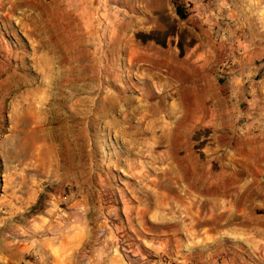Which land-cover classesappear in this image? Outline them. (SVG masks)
Masks as SVG:
<instances>
[{
  "label": "rangeland",
  "instance_id": "1",
  "mask_svg": "<svg viewBox=\"0 0 264 264\" xmlns=\"http://www.w3.org/2000/svg\"><path fill=\"white\" fill-rule=\"evenodd\" d=\"M186 3L62 0L55 23L40 14L44 21L36 28L23 13L24 24L7 25L0 11V264H111V257L175 264L174 237L183 255L264 264V250H213L217 244L192 233L189 221L175 227L183 221L182 214L174 219L175 211L189 191L167 185L157 194L133 174L149 160L147 152L145 158L131 153L134 146L143 149V139L153 143L145 133L155 117L138 122L139 106L149 103L150 112L162 116L167 105L179 103L176 96L167 99L174 91L163 90V78L176 79L165 67L144 65L124 49L115 52L110 38L119 31L139 46L185 58L210 36L196 15H210V0ZM64 31L76 45L87 40V51H63ZM156 72L164 74L159 89L145 77ZM203 133L194 129L188 141ZM168 138L174 145L179 140L166 131L158 144ZM151 176L164 180L155 171Z\"/></svg>",
  "mask_w": 264,
  "mask_h": 264
},
{
  "label": "crops",
  "instance_id": "2",
  "mask_svg": "<svg viewBox=\"0 0 264 264\" xmlns=\"http://www.w3.org/2000/svg\"><path fill=\"white\" fill-rule=\"evenodd\" d=\"M61 2L0 0V11L7 25L24 24L19 16L23 13L30 17L29 27L36 28L44 21L39 20L40 14L47 22L55 23ZM196 15L205 20L210 36L201 42L205 49L199 51L198 43L185 58L178 52L175 56L170 51L162 52L157 46H139L119 31L110 38L115 52L124 49L144 65L159 70L165 67L176 79L174 83L167 76L163 78H167L163 90L174 91L167 99L176 96L179 103L167 105L162 116L151 113L149 103L139 104L143 111L138 122L155 119L149 121L145 133L154 144L143 139L139 154L145 158L147 152L151 159L141 163L145 164L147 177L137 179L145 187L153 185L157 194L167 185L173 190L189 191L191 197L174 209V219H180L177 214L183 218L175 227L181 228L189 221L192 233H201L205 241L217 244L213 250L231 251L234 246L246 245L251 250H264V0H210V15L205 17L200 10ZM66 34L69 38L63 51H87V40L76 45L74 36L64 31ZM188 61L193 65L187 66ZM161 74L148 73L145 77L159 89ZM196 128L204 133L197 141L189 142L188 136ZM166 131L176 132L179 140L175 145L169 138L165 145L158 144ZM155 155L158 159L153 161ZM151 171L164 176V180L152 178ZM181 247L174 237L171 260L175 264H215L219 260L210 255L206 259L183 255ZM111 258V264H130Z\"/></svg>",
  "mask_w": 264,
  "mask_h": 264
},
{
  "label": "bare ground",
  "instance_id": "3",
  "mask_svg": "<svg viewBox=\"0 0 264 264\" xmlns=\"http://www.w3.org/2000/svg\"><path fill=\"white\" fill-rule=\"evenodd\" d=\"M155 79V78H154ZM181 98V97H180ZM183 104V103H182ZM121 105V104H120ZM175 109V108H174ZM178 109V108H177ZM143 111V110H142ZM185 113V112H184ZM159 121V120H158ZM169 121V120H168ZM171 123V122H170ZM123 131V130H122ZM128 133H130L129 131H128ZM125 134V133H124ZM120 135V134H119ZM125 137V136H124ZM131 143V142H130ZM154 144V143H153ZM137 145V144H136ZM152 145V144H151ZM141 151L142 150H140V149H138V147L136 148L135 146H134V148H133V152H131V153H135V152H137L138 154H140L141 153ZM151 154V153H150ZM162 154V153H161ZM169 154V153H168ZM176 155V154H175ZM166 156V155H165ZM181 157V156H180ZM153 159V161H156V159H158V156H153L152 157ZM150 159V158H149ZM156 163V162H155ZM158 163V162H157ZM139 165V164H138ZM144 167H145V164L143 163L142 165H141V169L140 170H138V171H136V172H134L133 174L135 175V176H137V177H140V179L141 178H144V177H147L146 175H145V172H146V170H143L144 169ZM148 167V166H147ZM133 169V168H132ZM134 170V169H133ZM132 170V171H133ZM148 172V171H147ZM146 172V173H147ZM161 173V172H160ZM145 179V178H144ZM144 179H142V180H144ZM146 181V180H145ZM152 182V181H151ZM179 184V183H178ZM157 190V189H156Z\"/></svg>",
  "mask_w": 264,
  "mask_h": 264
},
{
  "label": "trees",
  "instance_id": "4",
  "mask_svg": "<svg viewBox=\"0 0 264 264\" xmlns=\"http://www.w3.org/2000/svg\"><path fill=\"white\" fill-rule=\"evenodd\" d=\"M177 12L179 13V15H180V17L182 18V19H185L186 17L184 16V14L182 13V11L179 9V8H177Z\"/></svg>",
  "mask_w": 264,
  "mask_h": 264
},
{
  "label": "built area",
  "instance_id": "5",
  "mask_svg": "<svg viewBox=\"0 0 264 264\" xmlns=\"http://www.w3.org/2000/svg\"><path fill=\"white\" fill-rule=\"evenodd\" d=\"M190 2H191V0H187V3H186L187 8L190 7Z\"/></svg>",
  "mask_w": 264,
  "mask_h": 264
}]
</instances>
